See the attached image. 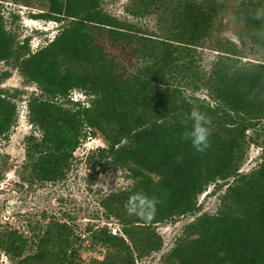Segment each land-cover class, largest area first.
<instances>
[{"label":"trees","instance_id":"trees-1","mask_svg":"<svg viewBox=\"0 0 264 264\" xmlns=\"http://www.w3.org/2000/svg\"><path fill=\"white\" fill-rule=\"evenodd\" d=\"M102 3L103 0H50V11L35 18L59 23L70 20L72 25L35 54L28 41L20 45L7 32L0 9V62H15L26 83L37 85L43 92L29 102L30 123L42 134V139L34 143L39 157L34 159L30 150L28 153L33 160L32 171L45 182L64 178L68 161L87 136V129L94 135L99 132L111 144L99 149L101 157L111 158L115 167L127 169L134 180L131 190L117 201L124 210L130 200L147 211V219L136 221L140 224L136 227L145 230L140 238L146 245L144 250L158 251L162 247L152 225L194 214L199 210L198 197L216 185V191L227 187L219 210L185 227L166 264H264V158L258 171L238 174L241 139L234 135V128L225 133L218 129L224 122L227 126L238 124L243 126L244 135L250 127L246 117L264 118V63L239 65L236 58L241 57L240 48L235 44L222 46L208 83L215 94L216 107L194 104L179 89H164L162 80L180 69V48L171 41L200 46L211 34V12H218L212 1L184 0L174 7L172 23L177 31L166 42L167 49L158 62L143 76L119 78L114 60L97 48L89 31L90 26H95L111 28L110 33L115 34V29L125 28L104 12ZM234 13L245 24L246 39L264 48V0H235ZM239 38L245 45V36L239 34ZM74 89L91 96L90 105L72 101ZM59 97L68 98L70 107L59 104ZM15 98L9 91L0 90V138L17 123ZM193 109L210 121L206 125L210 128L208 147L203 151H197L190 138L195 127L190 118ZM223 117L229 119L223 121ZM214 124L218 128L212 131ZM114 215L126 226L132 224L119 211ZM57 226L61 234L59 246L48 247L53 239L49 232V237L39 242L37 253L24 257L20 264H74L64 239L67 225ZM95 234L109 247L133 256L123 237L107 229ZM125 234L131 239L136 236L128 227ZM6 236L8 254L22 258L27 242L17 232ZM124 262L134 264L132 259Z\"/></svg>","mask_w":264,"mask_h":264},{"label":"rangeland","instance_id":"rangeland-1","mask_svg":"<svg viewBox=\"0 0 264 264\" xmlns=\"http://www.w3.org/2000/svg\"><path fill=\"white\" fill-rule=\"evenodd\" d=\"M178 1L183 3L184 0H103L104 12L121 21L125 28L115 29V34L110 33L111 28L95 26H90L89 31L97 48L114 60L117 77L143 76L147 68L158 62L167 49L166 42L177 31L172 16ZM208 1L218 9L217 13L211 12L214 22L210 36L198 47L171 41L174 47L180 48L177 53L180 69L169 73L162 80V87L179 89L183 97L194 104L206 103L216 107L215 94L209 90L208 83L220 54L218 50L222 46L237 45L241 50V57L236 58L239 65L248 66L250 63H264V48L246 39L245 24L234 13L235 0ZM0 3L7 32L13 34L20 45L28 41L33 54L47 47L65 27L72 25L70 20L59 23L35 18L50 11V0H1ZM239 34L245 36V45ZM182 65L186 68L183 69ZM0 90L9 91L16 97L13 102L18 112L15 126L0 138V264H20L24 257L33 256L39 242L49 237V232L53 239L47 243L48 247L59 246L58 224L67 225L64 239L74 264H124V260L131 259L134 264H166L168 254L176 247L185 227L198 217L214 215L219 210L227 187L216 191V185H211L198 197L197 212L152 225L151 229L162 240V247L158 251L144 250L146 245L140 238L145 230L136 227L140 225L136 221L147 219V211L130 200L124 210L117 201L131 190L134 180L127 169L115 167L111 158L101 157L99 149L111 145L105 136L99 132L94 135L91 129H87V136L81 139L68 161L66 176L54 182L41 181L32 171L33 160L28 155L30 150L34 159L39 157L34 152V143L42 139L40 131L30 123L29 102L32 96H41L43 92L37 85L26 83L13 61L0 62ZM83 93L74 89L70 95L82 99ZM58 99L59 104L70 107L68 98ZM91 99L86 101L88 105ZM227 119L223 117V121ZM245 119L250 127L244 135L242 125L227 126L225 122L219 128L217 124L212 125V131L218 128L224 133L234 128V135L241 139L238 151L240 175L258 171L264 158V118ZM233 181L234 178L230 183ZM114 211L124 214V219L132 224L126 226ZM125 227L136 234L133 239L125 234ZM103 229L123 237L132 248L133 256L109 247L99 237L95 238V233ZM13 232L19 233L27 242L22 258L6 251V235ZM54 251L58 249L54 248Z\"/></svg>","mask_w":264,"mask_h":264},{"label":"clouds","instance_id":"clouds-1","mask_svg":"<svg viewBox=\"0 0 264 264\" xmlns=\"http://www.w3.org/2000/svg\"><path fill=\"white\" fill-rule=\"evenodd\" d=\"M82 96V102L90 100V96H88L87 94L83 93ZM190 118L195 121V127L190 136L192 145L197 151H203L205 148L208 147V137L210 135V128L206 127V125H209L210 121L207 120V118L203 114H201L198 110L195 109H193V111L190 113ZM185 138L188 139L189 137Z\"/></svg>","mask_w":264,"mask_h":264},{"label":"built area","instance_id":"built-area-1","mask_svg":"<svg viewBox=\"0 0 264 264\" xmlns=\"http://www.w3.org/2000/svg\"><path fill=\"white\" fill-rule=\"evenodd\" d=\"M70 98H71V100L74 101V102H78V103H79V102H82V101H81V98H80V97H76L75 95H72ZM82 104H83L84 106H88V103H86V102H82Z\"/></svg>","mask_w":264,"mask_h":264}]
</instances>
